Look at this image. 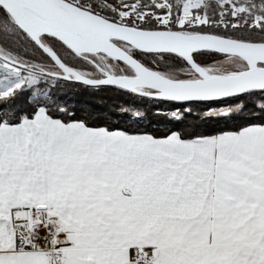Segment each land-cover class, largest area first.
I'll return each mask as SVG.
<instances>
[{"label": "snow or ice", "instance_id": "1", "mask_svg": "<svg viewBox=\"0 0 264 264\" xmlns=\"http://www.w3.org/2000/svg\"><path fill=\"white\" fill-rule=\"evenodd\" d=\"M0 264H264V0H0Z\"/></svg>", "mask_w": 264, "mask_h": 264}]
</instances>
